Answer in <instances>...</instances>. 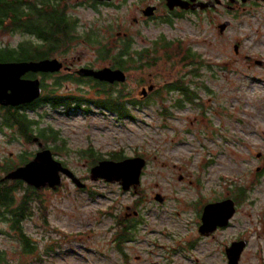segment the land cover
<instances>
[{
    "label": "rangeland",
    "instance_id": "obj_1",
    "mask_svg": "<svg viewBox=\"0 0 264 264\" xmlns=\"http://www.w3.org/2000/svg\"><path fill=\"white\" fill-rule=\"evenodd\" d=\"M161 2L150 0L153 5ZM138 3L139 0H115L110 5H91L89 1L62 0L61 5H67L68 15L77 22L80 39L67 54L56 59L77 61L78 71L82 67L107 68L119 51L117 33L127 29L135 42L132 49L149 47L161 37L166 41L178 39L185 49L201 55L205 64L181 68L173 77L168 72L174 68L167 65L144 70L141 76L129 71L128 90L139 91L150 80L161 93L146 105L137 99L138 92L132 94L130 100L136 103L128 104V117L121 118L95 106L78 109L77 105L68 112L42 105L28 114L38 123L35 132L47 128L58 133L60 141L42 142L50 150L60 148L54 152L55 159L76 176L86 175L93 165V156L112 159L114 154L122 158L138 155L147 164L142 171L139 196L122 193L114 186H97L91 194L81 193L67 180H63L58 192L44 191L46 217L36 206L23 225L38 249L32 256L21 254V243L0 217V251L7 254L10 264H224L221 237L219 246L202 240L188 250L183 243L194 239L189 237L195 235V202L200 198L214 199L224 189L240 187L249 188V202L234 217L232 231H241L250 238L242 264L257 262L252 254L262 235L264 175L259 179L252 177L259 167L264 169V7L232 17L187 15L170 26L158 22L132 26ZM225 21L231 22V27L222 37L216 24L223 25ZM27 41L35 39L15 31L2 37L0 45L15 49ZM99 45L111 50V58L100 60ZM237 45L238 55L234 49ZM195 69L197 79L193 75ZM185 75L197 83L189 86L198 95L194 103L164 90L174 78ZM38 79L49 89L55 83L51 77ZM63 87L72 89L76 97L98 98L91 96L92 86H84L81 92L76 84L63 83ZM2 127L0 168L10 169L22 158L34 157L38 148L33 143H27L15 129ZM5 175L1 172L0 178ZM157 194L165 197L164 204L154 200ZM137 200L141 213L139 231L135 241L124 246V259L113 242V218ZM217 246L219 255H210Z\"/></svg>",
    "mask_w": 264,
    "mask_h": 264
},
{
    "label": "flooded vegetation",
    "instance_id": "obj_2",
    "mask_svg": "<svg viewBox=\"0 0 264 264\" xmlns=\"http://www.w3.org/2000/svg\"><path fill=\"white\" fill-rule=\"evenodd\" d=\"M83 1L84 2L89 1V4L91 5H110L113 2H115V0H112L111 2H102V3L96 2L93 0H83ZM179 1H181L182 6H176L170 9L167 6L166 0H162V2L157 5L151 4L150 0H139L138 6L136 7V11L138 12V14L136 17L133 18L132 26H139L140 24L144 26H148L150 24L157 23V22L159 25L170 26L172 25L173 21L182 20L183 17L187 15H191L195 17H202L204 15H208V16L213 15L215 17H223L224 15H227L229 17H232L235 14H238L241 12H244V13L250 12V10H252L253 8L264 7V0H246L245 2L242 0H179ZM149 7L154 8V11L151 16H148L145 13L147 8ZM225 24H226V28L223 31H221V29L219 28L220 25H222V23L218 22L216 24V28H218L219 34L222 37L225 36L227 29L231 27V22L225 21ZM126 31L127 29H125L122 33L118 32L117 39L115 40H117V44L119 46V51L117 53H120L121 55L120 60L122 62L127 63V69H126V66L124 69L118 66L115 68L112 63H110V66H109L111 69L122 71L126 75L125 82L108 84L105 82L97 81L91 77H81L77 73L78 72V70L76 69L78 66V64L76 63L77 61L74 62L73 60L69 61L67 59H65L64 61H60L58 59L62 63L63 66H62V69L58 71L57 73L38 74V75H35L34 78H38V76L42 77V79L49 78V77L53 78L55 83L53 84L52 89L56 92L57 96H61V97H66V98L75 97V95H73L72 93L73 92L72 89H69L67 87H65L64 90L62 89L64 88L63 83H66V85L76 84L77 90L79 92H81L80 90L84 88V86L86 85L91 86L94 83H101V84H104L110 87V90H112L114 97L116 98L123 97V99L126 101L127 100L131 101L130 98H133L132 94L134 95L135 92L136 93L138 92L137 99H139L140 102L146 105L150 103V100L152 97H155L156 95H159L161 93L160 89L158 86H155L154 84H152L150 80H148L147 81L148 85L142 86L139 89V91L137 90L138 88H136L134 92L128 90L127 83L129 80V77H128L129 71H132L134 73H139L141 76V72L143 73L144 70H148V69L155 70L154 68H161V66L164 67L167 65L171 68H174L172 72L171 71L168 72L169 74L168 76L173 77L174 75L180 72L181 68H186L188 66L202 67L205 64V61L203 60L201 55L194 53L191 49H185L183 46L184 45L183 41L178 40V39L172 40V41H166L165 37H161L158 42L154 43L153 45L149 47H144L142 49H139L136 47L135 49H132V47L135 46L134 45L135 42H133V40L130 39ZM127 48H129V55H127L126 53ZM234 49H235V53L238 55V45L235 46ZM174 50H177L179 52V57L174 53ZM187 50H190V52L193 55H195V59L193 60L182 59L183 53H185V51ZM165 56L167 58H165ZM250 62H252V60ZM257 62L258 61H254V64L259 65L257 64ZM260 63L261 64L259 66H263L262 62ZM82 68L93 69L91 67H82ZM100 69H93V70H100ZM193 72H194L193 73L194 77L197 79L199 77L197 69H195ZM27 76L26 78H28ZM187 76L188 75L174 78V82L164 87V90L166 92H169L170 94L177 93L179 94V98H183L186 101V95L181 89V87H184L187 89V92L193 97V101H191L190 103H194V100L198 98L197 97L198 95L189 86H195L197 83L195 80H192L191 77L188 78ZM187 78L189 79L188 81H187ZM31 79H33V77ZM89 82H93V83H89ZM40 86L42 90L41 97L35 102L28 104V105L15 107V108L0 106L3 109L2 111L4 110L17 111L20 115L22 114L24 115V114H29L30 112L34 113L35 110L41 107L42 105L49 106L55 110H63L66 112L70 110L65 105H59V106L53 107L49 103H42L40 99L44 96L43 95L44 94V84L42 83L41 80H40ZM150 88H152L151 91H149ZM89 94L91 93L89 92ZM91 96H96L95 90H93V94ZM102 96L103 95H101V97ZM135 103L136 102L134 101V103L132 104L131 103H127V104L134 105ZM90 106H95V105L90 104L89 106H86V107L89 108ZM177 106L181 107V104L178 103ZM102 110H105V109H102ZM168 110L170 111V109ZM1 115L2 113L0 112V121H1L0 127L2 126H3L2 128L8 127L6 124L7 119ZM116 115L119 116L118 114ZM201 120H203V117H201ZM34 127H37V125H35ZM35 138L38 139L37 142L33 141V139ZM30 143H33L38 148L37 152H40L44 149H49L42 142V140L36 136L32 138ZM39 144H42L41 147L38 146ZM51 152L53 154V157L55 158L54 151L51 150ZM135 157H139V156L137 155V156L129 157V158H135ZM124 159H127V158H120V159H102L101 158V159H98V161H96L95 164L97 165L100 161H104V160L122 161ZM144 160L146 161V159ZM146 164H147V161H146ZM210 164H213V162H210ZM63 166L65 167L64 164ZM93 166L95 165H92L91 167H89V171L86 173V175L81 176V177L76 176V174L72 172L80 180V182L85 185V188L77 189L68 178L63 177V176H62V183L64 184L63 180H67L70 185H72L74 188L77 189V191L81 193H86V194L87 193L91 194L90 191L92 189H95V188L98 189L97 186H103V187L114 186V187H118L120 192L122 193L125 192L126 194H132V195L139 196L140 189L142 188L141 180H140L139 186H137L136 189L134 187H131L129 190L123 191L119 183H108V182H105L104 180H96V181L92 180L90 169ZM263 175H264V169H262V167H259L257 169V172L253 174L252 178L259 179ZM141 177H142V174H141ZM182 180H183V177L180 176L179 181H182ZM61 188H58L57 190L53 192H56V191L58 192ZM248 190L249 188H246V187H240L239 189H228L227 188V189H224V192L222 195H219L214 199L205 200L203 198H200L199 201L195 202L194 207L196 208L197 214H196V219L192 222V225H194V228H195V235L193 236L190 235L189 239H191V237H194V239L191 240L192 241L191 243H189L190 241L183 243L185 244V248L188 250H193L195 247L199 245V242H201L202 240L214 241L218 245V239L221 237V244L219 245L221 246V258L224 260V264H242L243 261L245 260L246 250L250 245V238H248V236L243 235L241 231L237 234L236 233L237 231L236 230L232 231V229L234 228L233 227V223H234L233 221L235 220L234 217L239 213L241 207H243L249 202V198H248L249 191ZM40 191L44 192V191H52V190L46 188ZM215 195H217V193H215ZM155 197H154V200H155ZM163 198H164V203H165L166 199L165 197ZM225 202H232L233 207H234V213L232 217L228 220V222L225 225L220 226L218 220H215L216 224H214L213 221H210L213 224L206 225L204 221L205 208L209 205H219ZM139 203H140L139 200L135 201V203H133L132 206L125 207V209L121 211V213H119L116 218H113L115 222L113 226L114 230L112 229L114 231L113 232V242L116 245L117 252L124 259H127V253L124 249V246L128 243L134 242L135 233L139 231V226H140L139 216H141V213L138 210ZM164 232L166 231H162V233ZM260 233L262 235L258 237L259 243L257 246V251L252 254L254 259L257 260L256 264H264V220L260 222ZM119 243H121L122 246H118ZM218 246L216 247V251L211 252L210 255L212 256L219 255ZM240 248H242V250L240 254L237 256V260H236V250ZM152 264H158V263H152Z\"/></svg>",
    "mask_w": 264,
    "mask_h": 264
},
{
    "label": "trees",
    "instance_id": "obj_3",
    "mask_svg": "<svg viewBox=\"0 0 264 264\" xmlns=\"http://www.w3.org/2000/svg\"><path fill=\"white\" fill-rule=\"evenodd\" d=\"M62 0H0V39L15 31H21L31 35L35 42L27 41L21 43L17 48L2 47L0 45V62H18V61H38L43 59H52L67 54L71 45L80 38L77 35V22L68 15L66 6L61 5ZM125 53V52H123ZM129 55V48L126 49ZM179 57V52L174 50ZM98 54L103 61L107 57L111 58V50L105 46L99 45ZM120 53L112 56V64L116 68L127 69V63L122 62ZM165 58H167L165 56ZM182 59L193 60L190 50L183 53ZM28 78H34L35 75L28 74ZM93 83V82H89ZM96 91V100L85 99L81 97L66 98L57 96L56 92L44 85L45 95L40 99L42 103H49L53 107L65 105L68 109L72 107L95 105L97 108L108 110L124 118L129 115L127 103L123 97L116 98L113 96L109 86L101 83L91 85ZM186 95V101H193V97L187 92V89L181 87ZM101 95H103L101 97ZM41 104V103H40ZM0 107L1 116L6 118L7 126L15 129L27 143H30L33 137H39L45 143H56L60 141L58 133L51 129H40L35 132V125L38 123L28 114L20 115L17 111L4 110ZM37 133V134H36ZM60 148H54L58 152ZM63 150V149H61ZM112 159H120L118 154H114ZM93 165L98 159L94 156ZM29 161L28 158H22L19 164L10 169L0 168V173H9L18 166L24 165ZM0 178V217L9 224L10 231L14 237L21 243L23 256H32L37 253L38 249L34 240L25 233L24 222L33 215V210L38 206L44 211L46 217L47 209L44 210L42 200L43 191L25 187L20 181H1ZM35 204V205H34ZM46 220V218H44ZM118 246H122L121 243ZM0 264H10L7 254L0 251Z\"/></svg>",
    "mask_w": 264,
    "mask_h": 264
},
{
    "label": "water",
    "instance_id": "obj_4",
    "mask_svg": "<svg viewBox=\"0 0 264 264\" xmlns=\"http://www.w3.org/2000/svg\"><path fill=\"white\" fill-rule=\"evenodd\" d=\"M93 1L102 3L111 2L112 0ZM242 1L245 2L246 0ZM166 2L170 9L182 6L179 0H166ZM153 11L154 8L149 7L145 13L151 16ZM225 28L226 24L220 27L221 31ZM257 64L260 65L261 63L257 62ZM62 66V63L56 58L38 61L0 62V106L15 108L35 102L41 97L40 80L38 78H26V76L28 74H54L60 71ZM77 73L81 77H91L108 84L126 81V75L122 71L109 67L101 70L81 68ZM151 90L152 88L149 89V91ZM33 141L37 142L38 139L35 138ZM41 145L38 146L41 147ZM145 165L146 161L141 157L127 158L122 161H100L90 169L91 179L119 183L123 191L129 190L131 187L136 189L140 184ZM62 176L68 178L77 189L85 188V185L80 182L72 171L53 157L50 149H44L37 152L26 164L7 173L1 181H20L35 190L48 188L55 191L63 185ZM155 200L160 204L164 203V198L160 195H156ZM233 213L232 202L209 205L205 208L204 221L206 225H210L213 224L210 221L216 224L215 220H218L220 226L225 225ZM241 250L242 248L236 250V260Z\"/></svg>",
    "mask_w": 264,
    "mask_h": 264
}]
</instances>
